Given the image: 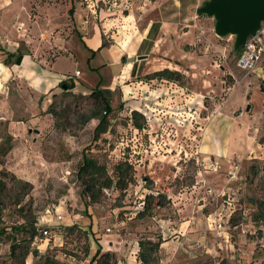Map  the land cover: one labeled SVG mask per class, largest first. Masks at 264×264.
Here are the masks:
<instances>
[{
    "label": "rangeland",
    "instance_id": "rangeland-1",
    "mask_svg": "<svg viewBox=\"0 0 264 264\" xmlns=\"http://www.w3.org/2000/svg\"><path fill=\"white\" fill-rule=\"evenodd\" d=\"M205 1L0 0V264H141L145 239L161 242L152 264L264 263V54L241 71L234 37L194 13ZM165 68L178 84L146 78ZM97 85L112 92L99 135ZM85 157L113 180L127 162L133 182L84 199ZM148 194L163 206L135 217ZM37 228L38 256L10 259Z\"/></svg>",
    "mask_w": 264,
    "mask_h": 264
},
{
    "label": "trees",
    "instance_id": "trees-1",
    "mask_svg": "<svg viewBox=\"0 0 264 264\" xmlns=\"http://www.w3.org/2000/svg\"><path fill=\"white\" fill-rule=\"evenodd\" d=\"M153 27V26H152ZM242 50H238L236 52V55L238 56ZM15 56L11 53H7L5 59L3 60V64H8L9 60H12ZM182 75L178 71H172L167 68L155 71L149 75H146V78L149 80H165L168 82H172L175 84L179 83V78ZM65 84L67 86L66 91L74 89L73 83H67V81L60 82V85L62 86ZM100 85H97L90 94V97L95 99L98 102H101L102 109L105 113V115L92 113L86 120V122L97 119L98 123L96 127L94 128L95 135L99 133L105 132L107 128V121H106V115L109 114L112 111V107L110 104V97H111V91L109 89H101L99 87ZM131 116L133 119V125L134 128L137 130H142L143 126L138 121V117H142L138 111H132ZM113 174L115 177V180H113L111 177L107 176L106 168L104 165H100L92 158H83V162L78 168L77 176L80 178L82 182V196L84 199H89L90 202L94 203L97 202L103 189H110L114 187L115 189L119 191H124L129 183L133 182V175H132V167L127 162H119L117 163L113 168ZM0 192L3 194L5 192L4 184L0 182ZM159 197H155L154 195L148 194L145 195L144 201L142 203L141 209L139 211H136L135 217L137 218H143L145 216H150L153 212L152 203L158 198V201H155L156 207L163 206V199L160 195H157ZM1 200V199H0ZM261 218H264V216L261 214ZM18 227H12V232L18 231ZM39 233V228L36 230L33 229L30 233L29 239L25 242L24 240H21L19 243L16 242L15 238L12 237L13 243L10 246V252H9V258H14L18 251H22V259H25L29 254H32L34 257L38 256V251L33 250L32 252L29 251V247H27L31 240L36 236V234ZM160 241L152 242L150 240H140L138 242V260L141 264H152L155 262V253L160 247ZM100 255V249H98L94 254V259L97 258ZM104 255H101L103 257ZM41 257V255H40ZM264 264V263H263Z\"/></svg>",
    "mask_w": 264,
    "mask_h": 264
},
{
    "label": "water",
    "instance_id": "water-1",
    "mask_svg": "<svg viewBox=\"0 0 264 264\" xmlns=\"http://www.w3.org/2000/svg\"><path fill=\"white\" fill-rule=\"evenodd\" d=\"M193 11L197 17L206 16L213 20L217 38L234 37V53L242 49L249 38L256 36L264 22V0H207ZM66 88L63 85V89Z\"/></svg>",
    "mask_w": 264,
    "mask_h": 264
},
{
    "label": "built area",
    "instance_id": "built-area-1",
    "mask_svg": "<svg viewBox=\"0 0 264 264\" xmlns=\"http://www.w3.org/2000/svg\"><path fill=\"white\" fill-rule=\"evenodd\" d=\"M263 37L264 28H261L256 36L249 38L246 45L241 49L242 51L238 55L236 61V65L241 71L248 73L253 72L262 62V57L264 54ZM76 76H79L78 72H76ZM57 220H62V217L58 215ZM105 231L110 233L111 229L107 228ZM41 233L44 237L48 236L49 234L47 229H43Z\"/></svg>",
    "mask_w": 264,
    "mask_h": 264
},
{
    "label": "crops",
    "instance_id": "crops-1",
    "mask_svg": "<svg viewBox=\"0 0 264 264\" xmlns=\"http://www.w3.org/2000/svg\"><path fill=\"white\" fill-rule=\"evenodd\" d=\"M100 16V15H99ZM108 15H101V17L103 18V19H101L102 21H105L106 19L108 20V18L109 17H107ZM101 17H99V19L101 18ZM129 18V16H127V17H125V16H122V19H124V20H127ZM98 19V18H97ZM117 20H120V19H117ZM150 27H152V24L150 25ZM149 27V29L147 28L146 30H144V32L141 34V40H145V39H147V37L149 36V34H150V31H151V28ZM159 30H160V27H159ZM160 32V31H159ZM158 37V36H157ZM155 42L154 43H156V41H157V39H155L154 40ZM12 50L13 51H17V48H14V47H12ZM118 50H119V52H118V54L119 55H123V51L121 50V49H119L118 48ZM22 61H23V58H22ZM260 65H261V63L258 65V67L255 69V70H257L259 67H260ZM2 67H3V64L1 65ZM263 68V67H262ZM10 69H11V71H10ZM9 70H8V72L10 73V74H12V68H10ZM255 70L252 72V74L255 72ZM125 72H126V74H125V78H127L128 76H129V74H130V69H129V67L128 68H126L125 69ZM114 79H115V81L113 82V85L114 84H117L116 82H118L117 80H118V76H115L114 77ZM61 81H65V80H61ZM60 81V82H61ZM85 81V80H84ZM59 82V83H60ZM59 83H58V85H59ZM89 85H90V82L88 83ZM53 88H51L50 89V91L52 90Z\"/></svg>",
    "mask_w": 264,
    "mask_h": 264
}]
</instances>
